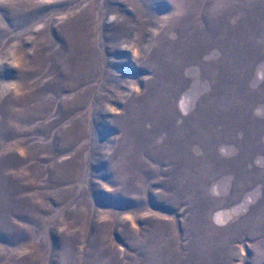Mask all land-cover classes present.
I'll list each match as a JSON object with an SVG mask.
<instances>
[{"label": "rangeland", "instance_id": "obj_1", "mask_svg": "<svg viewBox=\"0 0 264 264\" xmlns=\"http://www.w3.org/2000/svg\"><path fill=\"white\" fill-rule=\"evenodd\" d=\"M0 264H264V0H0Z\"/></svg>", "mask_w": 264, "mask_h": 264}]
</instances>
